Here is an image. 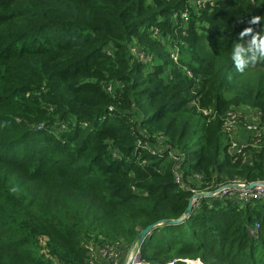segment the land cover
<instances>
[{"label":"trees","instance_id":"1","mask_svg":"<svg viewBox=\"0 0 264 264\" xmlns=\"http://www.w3.org/2000/svg\"><path fill=\"white\" fill-rule=\"evenodd\" d=\"M188 2L0 0V264H87L90 248L180 218L207 183L264 182V149L243 162L222 131L229 110L264 113V63L230 59L242 30L264 29L249 23L264 0ZM139 260L264 264V200L201 197Z\"/></svg>","mask_w":264,"mask_h":264},{"label":"built area","instance_id":"2","mask_svg":"<svg viewBox=\"0 0 264 264\" xmlns=\"http://www.w3.org/2000/svg\"><path fill=\"white\" fill-rule=\"evenodd\" d=\"M206 0H190L188 2L191 6L198 8L203 7ZM174 18L179 17L183 23L188 18L187 10H181L173 14ZM132 54L142 56L137 48H132ZM178 48L170 50L169 56L177 61ZM187 75H190L189 71H186ZM206 113V111H204ZM264 113L261 111L243 107L238 110H229L225 113L222 123V131L225 134V148L226 152L231 156H240L242 161L247 159L246 149L251 147L253 149H264ZM144 147V146H143ZM196 179H200L199 176H195ZM176 180L179 181V176L176 175ZM257 182L252 187L243 188L244 184H250L251 182H245L242 180H233L227 184H235L240 187H226V184L213 183L205 184L204 189L195 190V192H208L218 189L211 197L233 199L239 205L252 204L257 200H264V182ZM198 206V204L196 205ZM254 227H258V223H254ZM129 246H125L123 250L115 248L111 245H104L102 247L90 248L89 259L87 264H96V260L101 258L107 261L108 264H122L125 255L129 254ZM125 253L123 259L122 254ZM128 264H141L139 260V248L134 251L131 256L129 255ZM193 264V262L191 261Z\"/></svg>","mask_w":264,"mask_h":264},{"label":"clouds","instance_id":"3","mask_svg":"<svg viewBox=\"0 0 264 264\" xmlns=\"http://www.w3.org/2000/svg\"><path fill=\"white\" fill-rule=\"evenodd\" d=\"M264 17L253 16L250 24H258ZM230 59L236 70L244 73L249 67L258 63H264V29L257 32L252 27H247L239 33L233 41ZM11 193H18L19 188L13 186L9 189Z\"/></svg>","mask_w":264,"mask_h":264},{"label":"water","instance_id":"4","mask_svg":"<svg viewBox=\"0 0 264 264\" xmlns=\"http://www.w3.org/2000/svg\"><path fill=\"white\" fill-rule=\"evenodd\" d=\"M255 184H257V182H251L250 184H244L243 188L252 187ZM262 184H264V183H262ZM225 186L226 187H237V188L240 187L239 185H235V184H226ZM217 191H218V189H215V190H212V191H208V192H205V191L204 192H202V191L196 192L189 198L186 211L180 218H178V219H164V220L157 221V222H154L152 224H149L145 228L141 229L139 231V233L137 234V236L135 237V239L133 240V242L130 244V247H129V250H128L129 254L125 255L122 264H128L127 261H128L129 255L131 256V254L140 247V245H141L142 241L144 240V238L147 235H150L151 231L154 228H156L158 226H162V225L178 224V223L183 222L191 214L192 205H193V202H194L195 199H198V198H201V197H211ZM190 262L191 261H189V263Z\"/></svg>","mask_w":264,"mask_h":264},{"label":"rangeland","instance_id":"5","mask_svg":"<svg viewBox=\"0 0 264 264\" xmlns=\"http://www.w3.org/2000/svg\"><path fill=\"white\" fill-rule=\"evenodd\" d=\"M164 47L166 50L170 51L172 49H175V47L173 48L171 45H167L166 43H164ZM199 52L202 54V55H209V53L211 52L210 50V46H209V42L206 40V38L202 39L201 43H200V47H199ZM178 57L183 56L185 59L188 57V53L183 50V52H178ZM196 193V192H195ZM199 203V198L198 199H195L194 202H193V205H192V210L197 208V204ZM120 250H123L122 248H120ZM122 254V253H121ZM125 253L122 254V259L124 257ZM193 263L195 261H192ZM190 264H192L190 262Z\"/></svg>","mask_w":264,"mask_h":264},{"label":"bare ground","instance_id":"6","mask_svg":"<svg viewBox=\"0 0 264 264\" xmlns=\"http://www.w3.org/2000/svg\"><path fill=\"white\" fill-rule=\"evenodd\" d=\"M196 264V263H195Z\"/></svg>","mask_w":264,"mask_h":264}]
</instances>
